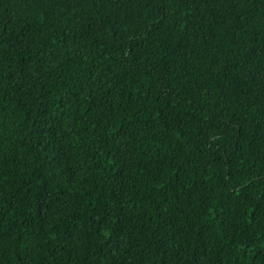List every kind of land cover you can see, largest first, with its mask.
I'll return each instance as SVG.
<instances>
[{
	"label": "trees",
	"instance_id": "1",
	"mask_svg": "<svg viewBox=\"0 0 264 264\" xmlns=\"http://www.w3.org/2000/svg\"><path fill=\"white\" fill-rule=\"evenodd\" d=\"M0 264H264V0H0Z\"/></svg>",
	"mask_w": 264,
	"mask_h": 264
}]
</instances>
